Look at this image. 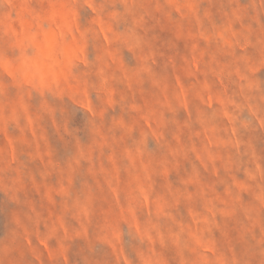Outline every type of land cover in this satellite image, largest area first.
I'll list each match as a JSON object with an SVG mask.
<instances>
[{"label":"rangeland","instance_id":"374dc122","mask_svg":"<svg viewBox=\"0 0 264 264\" xmlns=\"http://www.w3.org/2000/svg\"><path fill=\"white\" fill-rule=\"evenodd\" d=\"M0 264H264V0H0Z\"/></svg>","mask_w":264,"mask_h":264}]
</instances>
